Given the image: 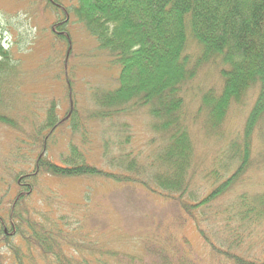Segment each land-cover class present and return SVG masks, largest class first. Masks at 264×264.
<instances>
[{"label": "trees", "instance_id": "1", "mask_svg": "<svg viewBox=\"0 0 264 264\" xmlns=\"http://www.w3.org/2000/svg\"><path fill=\"white\" fill-rule=\"evenodd\" d=\"M73 11L119 68L113 88L93 92V109L86 119L110 122L111 133L103 135L102 150L115 162L106 165L121 172L102 171L86 162L81 145L73 141H86L87 122L81 123L75 109L67 114L74 139L61 164L44 153L47 138L62 125L53 99L46 101L41 121H29L28 131H22L10 113H0V124L21 138L8 154L16 170L22 168L19 156L32 158L29 172H16L14 201L0 210V264H207V257L214 264H264V182L258 189H245L254 174L264 178V0H77ZM8 61L0 35V107L9 99H3L11 72ZM206 66L217 69L219 87L203 90L196 114L190 115L185 109L186 91ZM246 104L240 130L229 138L222 123L232 108L243 109ZM140 109H146L149 132L160 140L143 162L127 150L132 135L118 139L122 128L130 126L118 120ZM198 115L211 136L225 143L201 174L207 185L202 193L192 187L200 163L188 130ZM113 128L119 129L114 130L116 139ZM110 147L116 149L115 155L109 154ZM38 174L108 179L118 184L112 207L124 211L129 203L136 221L144 223L129 229L125 224L117 232H106L104 227L96 233L100 226L86 225L90 214L74 222L69 214H61L53 229H44V219L50 226L53 217L31 213L21 202L33 190L28 179ZM118 198L126 202L119 206ZM75 206L84 207H71ZM189 220L203 239L204 259L184 234ZM115 233L127 237L132 247L118 244ZM253 235L263 245L258 254L252 249L255 243L244 247ZM66 247L71 252L66 253Z\"/></svg>", "mask_w": 264, "mask_h": 264}, {"label": "rangeland", "instance_id": "2", "mask_svg": "<svg viewBox=\"0 0 264 264\" xmlns=\"http://www.w3.org/2000/svg\"><path fill=\"white\" fill-rule=\"evenodd\" d=\"M76 4L77 0H0V35L11 66L8 83L3 90V99L6 100L7 97L9 99L6 100L7 106L0 107V113L6 116L10 113L20 122L22 131H28L29 121L35 119L41 121L48 107L46 101L53 99L57 105L55 110L58 118L62 119V125L53 137L47 138L48 147L44 153H47L46 156L57 164H61V157L66 153L69 142L74 139L67 114L71 113L70 108L75 109L82 120L81 123L87 122L85 123L86 141L79 142L77 139L73 141L81 145L86 154V162L102 171L121 172L118 168H110L106 165V162H115L109 157L105 158L102 150L103 135L109 137L111 133L108 128L110 122L102 121L100 117L93 118L90 122L86 119L87 114L93 109V92L98 94L113 88L119 68L117 63L112 62V58L98 48L95 38L77 21L73 11ZM208 87L216 90L219 87L217 69L211 66L203 67L192 82V86L186 91L185 109L188 114H196L200 93ZM12 88L20 92L16 94L11 90ZM248 108L246 104L243 109L230 110L221 127L224 135L230 138V135L240 130ZM134 114L118 120L120 124L130 125L122 128L123 132L118 139L124 137L122 140L125 141L128 134L132 135L128 139L127 150L131 151L133 156L139 155L140 162H143L147 153L158 149L160 140L149 132L148 125L151 119L146 109H140ZM202 119L203 116L198 115L197 119L188 123L193 148L200 163L192 186L198 193H202L207 186L201 174L207 171L225 146L223 140L218 141L215 136H211ZM116 129L118 128H113L114 139L117 136L114 132ZM18 136L17 132L8 125L0 124V210L9 207L17 196L12 185L16 172H20L19 175L25 174L29 172L32 164V158L21 155L16 160L22 168L16 170L18 168L14 160H10L8 154L14 150L13 145L21 141ZM111 147L109 154L115 155L116 149ZM262 176L261 173L254 174L252 180L248 181L247 186L245 185V189H258L262 186L264 182ZM28 184L33 187L32 193L25 194L21 202L25 207L30 208L31 213L53 217L49 220L51 227L47 224L48 220L44 219V229H53L55 219H60L61 214H69L73 222L78 216L90 214L91 218L86 220V225L94 228L100 226V229L95 230L96 233H100L104 227L108 230L106 232H117V229L125 224L129 229L136 227L137 224L142 226L144 223V220L136 221L133 216L136 215L132 209L134 207L131 204L126 203V207H123L124 211L112 207L113 200L116 203L114 199L116 194L113 190L118 184L108 179L93 175L64 179L38 174L36 178L28 179ZM238 191L239 188L234 193H230L228 199ZM118 202L119 206L123 205L126 199L118 198ZM72 204H81L84 207L74 208L71 207ZM121 212L122 217H120ZM166 219L169 224L170 216L167 215ZM183 229L193 249L204 259L203 239L194 223L189 220ZM206 229L211 230V228ZM115 235L118 244L126 248L132 247L127 237L117 233ZM209 236L214 239V235ZM12 241L10 239V244ZM258 241L259 236L253 235L244 242V247L255 243L252 249L258 254L257 251L263 246L259 245ZM66 248L68 250L66 253L71 252L69 247ZM206 260L207 264H214V259L211 257L210 259L207 257Z\"/></svg>", "mask_w": 264, "mask_h": 264}]
</instances>
